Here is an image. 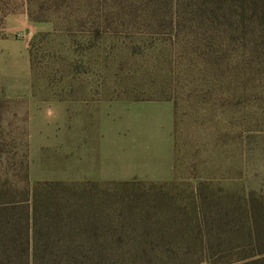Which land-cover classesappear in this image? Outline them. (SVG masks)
<instances>
[{
    "label": "rangeland",
    "instance_id": "rangeland-1",
    "mask_svg": "<svg viewBox=\"0 0 264 264\" xmlns=\"http://www.w3.org/2000/svg\"><path fill=\"white\" fill-rule=\"evenodd\" d=\"M263 1L0 0V264H264Z\"/></svg>",
    "mask_w": 264,
    "mask_h": 264
},
{
    "label": "trees",
    "instance_id": "trees-1",
    "mask_svg": "<svg viewBox=\"0 0 264 264\" xmlns=\"http://www.w3.org/2000/svg\"><path fill=\"white\" fill-rule=\"evenodd\" d=\"M263 9V12H264V1L262 2V5H257V9ZM4 228H5V226H4ZM2 232V231H1ZM35 250H36V248H35ZM34 259H35V261L36 260H38V249H37V255L35 256V254H34V257H33Z\"/></svg>",
    "mask_w": 264,
    "mask_h": 264
}]
</instances>
